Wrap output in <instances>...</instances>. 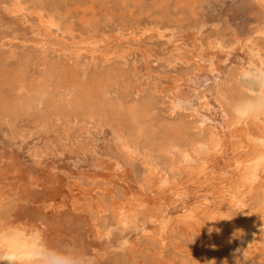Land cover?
<instances>
[{
  "label": "rangeland",
  "instance_id": "obj_1",
  "mask_svg": "<svg viewBox=\"0 0 264 264\" xmlns=\"http://www.w3.org/2000/svg\"><path fill=\"white\" fill-rule=\"evenodd\" d=\"M23 1L28 24H32V27L36 21V17L33 16L34 14L32 15V12L34 13L37 9H41L44 13L59 17H55L59 29L53 27V34L60 38L63 37L67 41L72 39H87L89 41L102 40L101 48L96 53H91L89 50H86L83 52L85 54L82 53L79 57L81 59L69 56V52L65 53L59 46L57 48V45L52 46L50 43H47L45 45L46 49L43 50L34 44V38L28 27L13 20L4 12L5 2L0 0V60L1 65L8 69L5 70L16 71L17 69H24L22 70L24 73L28 67L31 68L27 69L28 72L26 70L29 75L26 72V74L24 73L26 79L28 81L34 79L35 82L41 81V79L42 81L46 79V81H50V83L45 81L49 88H47V100L50 101L52 97H55L54 99H57L56 101L58 102H61V96L66 93L65 89L60 86L59 80L64 79V74L67 70V75L70 76L71 74L77 73L78 76L85 77L86 80L92 77L110 75L113 83L108 86L105 93L107 111L116 109L117 105L120 103L123 104V102H126V105H137L141 103L142 105L140 104V106H143V103H145L144 106L146 108L150 105L148 106L150 109L147 108V110L149 109V113L151 112L153 116L147 111L146 117L147 119L149 118L148 122L147 119L144 120L152 126L155 134L152 137L149 135L142 136V140L140 137L131 138L127 131L128 125L126 123L122 124L123 136L132 144H137L138 147V151L133 154L134 158H130L131 156H129L128 152L120 149L116 137V132L119 130L118 126L115 122L111 121L112 118L107 113L106 115L99 113L94 118L87 119L83 118L76 108L66 107L67 109L65 108V111L60 113L61 115L63 114L60 117L55 109L51 106H46L45 103L41 107L38 106L35 108V111L33 110L34 112L28 115L18 114L12 117L0 113V205L2 204V208L10 209L8 223L16 222L23 223L25 226L28 225V227H37L36 230L40 233V238H43L49 249L50 258L58 264H62V258L58 255L59 250L68 245L75 246L95 255L98 259V264H157L156 259H158L157 257L160 253V246L155 239H152L153 237H150L152 231H154L153 225L150 221L145 220L146 225L132 227L128 230H123L121 226H118L112 207L122 200L118 201L117 199V202L114 203L115 201H112L113 198L111 196L101 195V188L105 186L103 180H106L108 184H112L113 182L116 189L115 192L118 194H123L128 190L132 193L142 190L145 193L147 191L146 182L148 180H146L147 178L144 180V177H147V173L145 174L144 172V166L146 165L145 159L150 156L155 159L157 167L159 170L161 169L160 172H163L164 177L169 173L171 175L173 174L172 176L174 178L176 173V168L174 167H176L180 154L178 152L176 153V151L162 152L160 150V141L164 138V132H167V127L170 128L175 124L183 128L186 123L185 128H183L186 131L189 129V133H186L188 135L186 142L199 134L205 135L206 129L199 130L196 126L197 123L208 119L210 111L204 112L200 108L198 109L199 105L196 96L206 94L205 96L210 98L208 102L215 105L211 97L218 88L227 90L229 87L237 86L238 88L242 87L245 92H249L243 85H251V81L248 79L240 81L238 72L241 67L251 68L253 65L259 64L258 57L254 56V53L249 48L252 38L256 46L262 50V58H264V33L259 32H264V0ZM148 25L159 26L165 32L164 36L158 37L153 31L152 33H148V35L147 33L140 34V30ZM130 29L136 31L139 40L132 42L129 53L120 56L117 53L121 50V45H119L115 50L116 53L113 52L109 56L108 53L112 51L113 44L116 42L118 35L122 33L124 36H128ZM103 36L108 37L104 38ZM194 40L196 41L194 42ZM108 41L109 43H107ZM216 47L219 49H215ZM176 49H179L182 53V58L184 57L182 59L183 61H172L168 58L169 54ZM196 53L199 54L197 55ZM210 60L212 65L210 64ZM196 63L200 64L198 65ZM211 68H213L212 71L210 70ZM56 73L60 74L58 75ZM228 73L233 74V76H229ZM51 80L53 81L51 82ZM219 83L220 85H218ZM222 83H225L226 86ZM50 85L52 86L49 87ZM1 89L2 93L6 92L10 95L11 90L8 87L6 88L5 85H1ZM180 89L181 91H179ZM192 98L194 99L192 100ZM147 100L148 103L146 102ZM138 101L140 102L138 103ZM189 105L191 106L189 107ZM196 106L197 109L195 111ZM53 110L54 112L51 113ZM36 113L39 115L37 116ZM21 115L22 117H19ZM199 115L200 117L202 116V121H199ZM34 116L37 120H33ZM53 118L54 120H52ZM195 119L198 121L196 120L194 122ZM194 132L196 133L194 134ZM141 145L144 147H141ZM34 151L36 157L32 156ZM227 155L230 156V153L227 152ZM223 159L224 157L215 159L210 165V168L216 171L220 170L221 165L224 163ZM162 164L165 165L162 166ZM172 168L174 169L172 170ZM171 175H168L166 178L170 180L172 178ZM82 185L83 187H81ZM141 186H143V189ZM145 187L146 191H144ZM258 187L254 192L253 199L249 201V204L253 207L260 202L259 192L261 187ZM64 193H67L68 197ZM90 193H95L91 196L93 199H90ZM5 196H8V199H5L6 201L4 200L3 202L2 199ZM82 197L84 198L82 199ZM70 198H74V201L77 199L76 201H78L75 202L77 204L74 203V207L69 204ZM92 200H95L96 203H101V207H96L92 203ZM87 201L88 204L90 203V206L87 204ZM165 202L167 203L163 207L167 215L166 217L175 219V224L172 228L173 230L171 229L169 231V242L165 247V254L163 253L166 259L163 258L165 261L162 263L201 264V260L204 258L209 264H222L225 261L224 256L227 249L219 241L216 242L218 238L216 237V230L213 227L210 228L213 226L211 222L209 220L206 221L208 224L207 227L209 226L208 234L211 236H208L211 239L207 240V244L197 233L194 234L195 231L191 227L187 225L188 228L183 222H180L179 216L182 213V204L179 202L172 206V201L170 202L169 198H166ZM186 203L195 206L198 202H196V198L192 194H188ZM104 205L107 207V210H105ZM101 214H104L103 218H101ZM102 221L105 222L106 226L103 225L105 229L101 227L104 224ZM260 230L262 231V233L261 231L259 232L260 243L258 244V248L260 250H256V259L258 260L257 263L264 264V228H260ZM227 232L230 237L235 235L233 229L231 232L229 228ZM233 232L234 234H232ZM210 240H212V244ZM209 246L210 249L208 250L207 247ZM175 247L177 248L174 249ZM180 250L182 251L180 252ZM216 255L219 257L216 258ZM216 259L218 260L217 262ZM192 260L194 261L191 263Z\"/></svg>",
  "mask_w": 264,
  "mask_h": 264
},
{
  "label": "bare ground",
  "instance_id": "obj_2",
  "mask_svg": "<svg viewBox=\"0 0 264 264\" xmlns=\"http://www.w3.org/2000/svg\"><path fill=\"white\" fill-rule=\"evenodd\" d=\"M3 2H5V4H4V10L5 11L4 12H6L7 15L10 18H12L13 20L20 22L25 27H28L30 30V33L32 34V36L34 38L33 39L34 44L37 47L39 46L43 50L46 49L45 45L47 43H50V44H52V46L57 45V48L59 46L61 49H63L65 51V53L69 52V54H68L69 56H72L74 58H79L82 55V53L85 52L86 50H89L91 53H96L101 48L102 40H94L92 38L94 41H89L87 39H80V40L72 39L70 41H67L63 37L60 38L57 35L53 34V32H52L53 27L56 29H59L56 18H55L57 16H54V15L49 14V13L48 14L44 13L41 9H37V11H35L34 13L32 12V15L34 14L33 16L36 17V21L34 22L33 27H32V24H28V19H27V15L25 12L23 0H3ZM137 5H138V3H137ZM181 5H183V4H181ZM188 6H189V4H188ZM263 8H264V5H263ZM64 11H65V9H64ZM57 18H59V17H57ZM92 23H94V22H92ZM138 24H139V22H138ZM96 25H97V22H96ZM60 31H62V30H60ZM152 31L155 32V34L158 37H163L164 33H165L159 26L148 25L145 28L140 30V34L143 35L144 33H147V35H148V33H152ZM259 32L262 34L264 33L263 31H259ZM31 34H29V35H31ZM128 34H129L128 36H124L122 33L120 35H118L116 42L113 44L112 51H109V49H108V51H109L108 55L109 56L112 55L113 52L116 53L115 50H116L117 46H119V45H121V50L118 51L117 53L120 56H123L124 54L129 53L132 42L138 41L139 38H138V35L136 34L135 30L130 29ZM107 37L108 36H105L104 38H107ZM96 38H97V36H96ZM195 41L196 40H194V42ZM250 42L251 43L249 45V48L252 51V53H254V56L258 57L259 64L253 65V67H251V68H249V67L245 68V67L240 66L241 68L239 69V72H238V77L240 78L239 79L240 81H245L247 79L249 81H251L250 82L251 85H248V86L243 85L244 87H246L249 90V92H248L249 94L247 92H245L242 89V87L238 88L237 86L229 87L227 90H222L221 88H218L216 90L215 94L211 97V100H212V102L215 103V105L208 102L210 98H207L205 96L206 94H202L201 96L198 94L199 96L198 97L196 96L197 103L199 105L198 109L200 108L204 112L210 111L208 119L202 121L201 120L202 116L200 117V115H199L198 119H199V121H202V122L201 123L196 122L197 123L196 127H198L199 130H203L204 128L206 129L205 135L199 134L198 136H196L192 139H189L188 142H186L188 139L187 138L188 135H186V133L189 131V129H188V131H186V129L185 130L183 129V128H185L184 126H186L185 125L186 123L185 124L183 123L184 124L183 128H182V126L180 127L179 125L175 124V125L171 126L170 128L167 127L168 128L167 132L163 131L165 133V135L162 134L164 136V138H162L163 139L162 141L159 140L161 142V144H160L161 149L160 150L162 152H171V151L174 152V151H176V153L178 152L180 154V158L176 163V167L173 166L174 168H176V173H175L174 178L172 176L173 174L171 175L168 173V175L172 176V178L170 177L171 178L170 180H172L171 182H170V180H168L166 178L168 175L165 177L163 176V174H162L163 172L162 173L160 172L161 169L159 170V168L157 167V163H156L155 159L150 156L149 158L145 159L146 165H145V163H143L145 165V166L143 165L145 167L144 172H145V174L147 173L146 174L147 177H144V180H145V178H147L146 180H148L146 182L147 183V185H146L147 191H146V187L144 188L145 189L144 191H146L145 193L142 190H139V191L133 192V193L130 192V190H128L127 192H125L126 194L125 193L118 194L115 192L116 189L114 187L115 185L113 184V182H112V184H108V182L106 180H103V184L105 186L101 188V191L98 190L101 192V195L111 196L113 198L112 201L113 202L115 201L114 203L117 202L116 201L117 199H118V201L122 200L121 202L117 203V205H114L113 207L112 206L111 207H112L113 212H115V218H116V221L118 223V226H121V228L123 230H128L132 227H137L140 225L143 226V224H145V220L151 222V224L153 225L154 231H152V235L150 237L151 238L153 237L152 239L153 240L155 239L160 246L159 247L160 253L157 257L158 259H156L157 264H163L162 262L165 261V260H163V258H164L163 253H164L166 245L169 242V236H170L169 231L173 228V226L175 224V219H173L172 217H166L167 215L164 212L163 206L165 205V203H167V202H165L166 198H169L170 202L172 201V203H171L172 206H174L176 203H179V202L182 204V207H181L182 213L179 216L180 222H183V224H185L186 226L188 225L189 227H191L192 230L195 231L194 234L197 233L199 235V237L201 239H204L206 242H207V240L211 239L208 237V236H210L208 234L209 233V230H208L209 226L207 227L208 224L206 223V221L209 220L211 222V224L213 226L210 225L211 226L210 228L213 227L216 230V234H217L216 237L218 238V240L216 239V242L219 241L220 244L222 246H225L227 249L225 256H224L225 261L222 264H259V263H257L258 260L256 259V250L259 249L258 244L260 243V240H259V232L261 231L260 228H264V111H261L258 109H253V110H251V113L249 114V112H248L247 115H242V114L238 115L236 112L233 111V105L234 104L254 101L257 99V97L261 93V88L258 85L257 78L259 76H261L262 73H264V58H262V52H261L262 50L260 49V47L256 46V43H254L253 38H252V40H250ZM107 43H109V41ZM9 45H11V44H9ZM191 45H193V44H191ZM198 45H200V44H198ZM182 47H183V45H182ZM211 47H212V45H211ZM217 48L218 47H216L215 49H217ZM39 51H41V50H39ZM53 51H55V50H53ZM184 51H182V52H184ZM201 51H202V45H201ZM90 52H89V54H91ZM219 52H221V51H219ZM83 54H85V53H83ZM99 54H100V51H99ZM104 54H107V53H104ZM196 54L198 55L199 53H196ZM209 54H211V53H209ZM25 55H27V54L25 53ZM47 55H45V56H47ZM94 55H96V54H94ZM182 56L183 55L180 52V50L176 49V50H173L169 54L168 58L172 61H176V60H182L184 58V57L182 58ZM213 56H215V55H213ZM215 57H213V58H215ZM101 58H102V55H101ZM111 58H114V57H111ZM205 58H203V59H205ZM62 59H64V58H62ZM79 59H81V58H79ZM23 60H25V59L23 58ZM110 60L114 61L112 59H110ZM205 60H207V59H205ZM57 61H59V60H57ZM66 61H67V59H66ZM116 61H117V59H116ZM195 61H197V60H195ZM97 62H98V60H97ZM1 64L2 63L0 60V77H1L0 78V82H1L0 83V113L6 114L5 116L9 115V116L14 117L18 114L28 115L31 112H34L35 108H37L38 106L41 107V105H43L44 103L46 106H51L53 109H55L56 112L59 114V116L61 115L60 114L61 112L65 111L64 109L66 107H74V109L76 108L79 111V114H81V116L83 118H87V119H92L96 115H98L99 113H102L103 115H106V113H107L108 115L111 116V118H112L111 121L115 122L116 125L118 126L119 130L116 132L117 133L116 137H117V141H118V145H119L120 149L128 152L129 156H131L130 158H134L133 154H134V152L138 151V147H137V144H135V143L132 144L129 140H127V138H125L123 136V130H122L123 125L122 124L126 123V125H128L127 131H128V135L131 138L132 137H136V138L140 137V139H141L142 136L149 135L152 137L155 134L152 126L145 122V120L147 119V117H146L147 111L150 109L148 106H150V105L147 106V108H149L147 110V108L144 106L145 103H143V106H140L141 103L137 104V105H134V104H130V105L127 104L126 105L125 104L126 102L125 103L123 102V104H121V103L118 104L116 109L107 111V102L105 101V93L107 91L108 86L113 83L112 77L110 75H104L103 77H92L89 80H86L85 77H80L77 75V73H74L73 75L71 74L70 76L67 75L66 73L68 70L65 69L67 71L65 74L63 73L64 79H62V80L60 79L59 83H60V86L65 89L66 93L63 94L61 92L63 94V96H61L59 94V96H61L62 99H61V102H58V101H56L57 99L55 100L54 99L55 97L53 98L52 96H51L52 101L47 100L48 99L47 98L48 86L45 83V81L47 79L45 81H42V79H41V81H36V82L34 79H32V81H28L26 79L24 73L26 72V70L29 67L23 73L22 70H24V69H22V70L17 69L16 71H10V70L7 71L8 69L4 68V66H2ZM54 64H55V60H54ZM71 64H72V62H71ZM196 64H198V63H196ZM210 64L212 65L211 60H210ZM99 65H100V62H99ZM25 66H26V64H25ZM27 66H28V64H27ZM55 66H56V64H55ZM72 67H73V65H72ZM53 68H54V66H53ZM217 68H218V66H217ZM5 69H7V70H5ZM29 69H31V68H29ZM45 69H44V71H45ZM210 70L212 71L213 68H211ZM27 72H28V70H27ZM103 72H104V70H103ZM180 72H182V71H180ZM183 72H185V71H183ZM208 72H209V70H208ZM236 72H237V70H236ZM51 73L55 74L54 72H51ZM93 73H94V71H93ZM117 73H118V71H117ZM56 74L59 75L60 73H56ZM80 74H82V73H80ZM88 74H89V72H88ZM228 74H227V77L229 78V76L231 74H229V76H228ZM92 75H95V74H92ZM31 76H33V75H31ZM88 76H90V75H88ZM231 76H233V74ZM41 78H42V73H41ZM53 80H54V78H53ZM53 80H51V82ZM122 81H124V80H122ZM46 82L50 83V81H46ZM118 82H120V81H118ZM225 82H226V80H225ZM49 83H47V84H49ZM132 84H133V82H132ZM1 85L2 86L5 85L6 88L8 87L11 90L10 95L7 94L6 92H5L6 94L2 93L3 88L1 89ZM218 85H220V83ZM223 85H225V83ZM51 86L52 85H50L49 87H51ZM53 89H55V88H53ZM6 90L8 91V89H6ZM6 90H4V91H6ZM179 91H181V89ZM50 92H51V90H50ZM56 93H57V91H56ZM182 94H184V93H182ZM188 94H190V93H188ZM131 96H132V94H131ZM133 97H134V95H133ZM193 99L194 98H192V100ZM162 100H163V98H162ZM187 100H188V98H187ZM123 101H125V100H123ZM139 102L140 101H138V103ZM146 102L148 103V100ZM149 102L151 103V101H149ZM186 103L190 104L189 102H186ZM191 103H192V101H191ZM190 106L191 105H189V107ZM213 106H216V107H213ZM196 109H197V106L195 108V111H196ZM191 110L194 111L193 109H191ZM53 112H54V110L51 113H53ZM148 113H149V111H148ZM38 115L39 114H37V116ZM151 115H152V113H151ZM41 116H39V117H41ZM76 116H78V115H76ZM19 117H22V115ZM39 117H37V118H39ZM24 118H26V117H24ZM27 118H29V117L27 116ZM18 119H16V120H18ZM35 119L36 118L34 116L33 120H35ZM44 119H45V117H44ZM148 119H147V122H148ZM152 119H153V117H152ZM52 120H54V118ZM64 120H65V118H64ZM74 120H75V118H74ZM78 120H79V117H78ZM153 120H155V119H153ZM196 120L197 119H195L194 122ZM14 122L16 123V121H14ZM14 122H13V124H14ZM39 123H41V122H39ZM177 124H178V121H177ZM189 125H190V123H189ZM191 125H192V122H191ZM162 126H163V123H162ZM164 126H165V124H164ZM37 129H39V128H37ZM64 129H65V127H64ZM164 130H166V129H164ZM160 133H161V131H160ZM195 133L196 132H194V134ZM155 136H158V135H155ZM74 139H76V138H74ZM142 146L143 145H141V147ZM227 152L230 153V156L227 155ZM137 155H138V153H137ZM159 155H162V154H159ZM32 156L36 157L35 151H34V154H32ZM177 156H179V155H177ZM136 157H138V156H136ZM143 157H144V155H143ZM218 157H224V159H223L224 163L221 165L220 170L216 171L215 169L210 168V165ZM161 159H162V157H161ZM142 161H144V160H142ZM171 163H174V162H171ZM164 165L162 164V166H164ZM146 168H147L148 172L146 171ZM160 168H162V167H160ZM174 168H172V170ZM108 169H105V170H108ZM117 172H119V171H117ZM165 175H166V173H165ZM103 179H104V177H103ZM97 182L100 183L99 180H97ZM142 185H145V184H142ZM258 186L261 187L260 192H259L260 202L258 203V205L255 204V206L253 207L249 204L250 203L249 201L253 199V197L255 195L254 192L257 190ZM81 187H83V185ZM141 188L143 189V186H141ZM192 192H195V193H192ZM5 194H6V192H5ZM64 194L67 195V193H64ZM94 194L95 193H90V197L93 196ZM98 194H100V193H98ZM188 194H192L193 197L196 198V202H198V203L195 206L186 203V198H187ZM67 197H68V195H67ZM84 197H82V199ZM5 199H8V196H5L2 199V201L4 202ZM70 199H69V204L72 207H74V203L78 202V201H76L77 199L74 201V198H72L71 200ZM90 199H93V197H91ZM99 199H100V197H99ZM94 201L92 200V203L96 207L100 208L101 203L99 204V203H96V201L95 202ZM255 202H257V201L255 200ZM75 204H77V203H75ZM87 204H88V201H87ZM88 205L90 206V203ZM1 206H2V204L0 205V207ZM106 208L107 207L105 206V210H107ZM97 210H99V209H97ZM101 215H102L101 218H103L104 214H101ZM94 218H95V216H94ZM103 221H102V223H104V224H102L101 227L105 229V227L103 226V225H105V222H103ZM187 227H186V229H187ZM36 228L37 227H35V226H32V227H28V225L25 226L23 223H16V222L15 223H8L7 230L4 233H2L3 242L6 246L0 247V264H20V262L18 260V255L22 254L24 249H27L29 247L34 248L38 244H40V242H41L40 233L38 232V230H36ZM229 228L231 229V232H232V229L235 232V235L233 237H230V235L227 232ZM146 230H148V229H146ZM187 231H188V229H187ZM145 232H147V231H145ZM234 232L232 234H234ZM261 233H262V231H261ZM191 235H192V233H191ZM196 236H195V238H196ZM190 238H191V236H190ZM193 239H194V237H193ZM211 241L212 240H210V243L212 244ZM125 242H127V241L125 240ZM207 244H208V242H207ZM171 245H173V244H171ZM188 246H190V245L188 244ZM180 247H182V246L180 245ZM176 248L177 247H175L174 249H176ZM195 248H196V245H195ZM207 248L209 250L210 246ZM217 248H219V246H217ZM177 251H179V250H177ZM181 251L182 250H180V252ZM216 251H215V253H216ZM217 253H218V251H217ZM189 255H190V253H189ZM13 256H15L16 259H12ZM216 256H217L216 258L219 257L218 255H216ZM164 259H166V258H164ZM224 259H222V260H224ZM194 260H192L191 263ZM51 261H52V264H58V263L54 262L53 259H51ZM217 261L218 260L216 259V262ZM201 264H209V263L203 258L201 260Z\"/></svg>",
  "mask_w": 264,
  "mask_h": 264
},
{
  "label": "clouds",
  "instance_id": "obj_3",
  "mask_svg": "<svg viewBox=\"0 0 264 264\" xmlns=\"http://www.w3.org/2000/svg\"><path fill=\"white\" fill-rule=\"evenodd\" d=\"M257 82L261 88V93L256 100L233 105V111L238 115L246 110L249 114L253 109L264 111V90H262V88H264V80L259 76ZM9 214L10 209L0 207V247L6 246L3 242L2 233L8 228ZM58 255L62 258V264H98V259L95 255L72 245L65 246L63 249L59 250ZM18 260L20 264H52L49 256V249L43 238H41L40 244L36 247L24 249L23 253L18 255Z\"/></svg>",
  "mask_w": 264,
  "mask_h": 264
},
{
  "label": "snow or ice",
  "instance_id": "obj_4",
  "mask_svg": "<svg viewBox=\"0 0 264 264\" xmlns=\"http://www.w3.org/2000/svg\"><path fill=\"white\" fill-rule=\"evenodd\" d=\"M261 79L264 80V73L261 74ZM262 90H264V88H262ZM241 114H242V115H247V114H248V111L246 110V111H244V112L241 113ZM21 258H23V257H21ZM12 259H16V257L13 256Z\"/></svg>",
  "mask_w": 264,
  "mask_h": 264
}]
</instances>
